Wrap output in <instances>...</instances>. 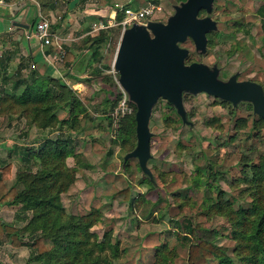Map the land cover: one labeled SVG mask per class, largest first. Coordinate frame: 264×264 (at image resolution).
Returning a JSON list of instances; mask_svg holds the SVG:
<instances>
[{
	"label": "rangeland",
	"instance_id": "1",
	"mask_svg": "<svg viewBox=\"0 0 264 264\" xmlns=\"http://www.w3.org/2000/svg\"><path fill=\"white\" fill-rule=\"evenodd\" d=\"M83 1L84 7L82 3L73 5L79 16L82 8L92 10L93 16L97 8L105 13L104 18L95 16L90 22L86 17L84 22L76 18L78 29L88 22L86 30L106 31L110 39L99 49L91 68L78 77L88 79L84 82L87 90L76 91L88 115L77 120V131L75 127L59 129V125L53 129V140L71 139L76 143L75 152L82 155L79 160H67L78 174L76 183L62 195L66 211L74 216L101 211L102 219L92 231L102 239L110 233L113 243L119 244L122 253L114 264H188L189 247L177 237L179 232L186 233L177 225L187 221L198 228L200 238L223 247L238 264V243L227 214L230 207L239 211L255 201L254 169L264 162V116L252 101L233 103L181 89L184 116L162 97L153 108L146 168L138 158L126 160L131 145L124 148L119 129L136 110L115 68L125 31L110 16L129 0ZM183 3L166 0L163 12L148 24H168ZM262 8L264 0H215L208 11L216 23L215 45L199 50L191 38L180 43L179 48L189 52L187 64L198 62L217 71L222 82L236 77L264 87ZM93 22L104 28L93 30ZM63 52L53 48V69L66 84L65 78L71 74L62 61ZM67 117L64 110L59 111V119ZM6 119L15 120L14 116ZM20 119L26 129L37 128ZM62 130L63 135L58 133ZM126 189L130 199L122 193ZM29 255L28 250L21 255L5 249L0 251V264H35L29 262Z\"/></svg>",
	"mask_w": 264,
	"mask_h": 264
},
{
	"label": "trees",
	"instance_id": "2",
	"mask_svg": "<svg viewBox=\"0 0 264 264\" xmlns=\"http://www.w3.org/2000/svg\"><path fill=\"white\" fill-rule=\"evenodd\" d=\"M188 2L189 0H184L182 5ZM214 2L199 14L200 19L209 20L213 26L206 35L203 49L215 45L216 23L211 21L208 13ZM129 6L128 3L125 7ZM114 11L117 13L116 20L121 22L124 19V12L120 9ZM260 12L264 30V8ZM205 14L207 15L204 16ZM109 39V33L106 31H100L94 38H90L89 45H92L90 54L81 61V66L84 68L80 67L77 71L83 74L89 70L92 61L98 57L99 49ZM43 61L42 68L36 70L37 78L22 81L23 92L19 94L16 85L12 92H5L0 97V116L24 118L28 126H36L39 130L54 129L56 125H59V129L70 130L75 127L76 130L77 120L87 116L88 109L76 91L66 85L56 72L53 75L46 72L48 64ZM74 63V55L70 52L66 53L67 68L72 67ZM192 63L195 62L190 64ZM76 80L88 81L78 77ZM109 92L112 96L113 91L109 90ZM129 96L136 112L134 116L127 117L119 129L124 148L131 145L126 160L133 159L129 156L139 147L136 120L138 106L130 94ZM120 99L121 95L115 101L118 102ZM60 110H64L68 117L59 119ZM76 149V143L66 137L47 140L37 150L30 151L27 158L32 160V164L17 172L15 184L10 188L7 181L11 178L12 166L7 165L0 169V207L7 203L21 205L23 219L26 222L25 226L16 227L0 219V243H9L15 248L30 247L32 255L29 262L31 263L114 264V260L121 257L119 244L113 243L110 233L102 239L92 231L102 219L100 210L93 209L87 215L74 216L66 211L62 202V195L67 193L77 181L78 170L67 164L68 158L79 160L82 157L75 152ZM254 171L255 201L246 209L240 208L239 211H233L230 207V212L227 214L234 229V240L238 243L239 255L236 258L238 264H264V162H261ZM122 193L127 195L126 199H130L129 189ZM216 206L220 205L216 204ZM177 228L186 231L185 235L179 232L177 237L189 247L188 264H213V262L237 264L223 247L207 238H200L198 228L190 221L178 224Z\"/></svg>",
	"mask_w": 264,
	"mask_h": 264
},
{
	"label": "water",
	"instance_id": "3",
	"mask_svg": "<svg viewBox=\"0 0 264 264\" xmlns=\"http://www.w3.org/2000/svg\"><path fill=\"white\" fill-rule=\"evenodd\" d=\"M213 1L189 0L177 8L168 24L134 25L124 33L115 68L121 76V86L138 106L139 147L129 158H138L144 169L151 151L150 119L161 97L175 103L183 116L181 89L204 92L233 103L252 101L264 116V89L260 84L241 82L236 77L222 82L217 71L198 62L188 65L189 52L179 48L188 38L195 41L198 49L204 48L206 35L213 26L209 20L200 19L199 14Z\"/></svg>",
	"mask_w": 264,
	"mask_h": 264
},
{
	"label": "crops",
	"instance_id": "4",
	"mask_svg": "<svg viewBox=\"0 0 264 264\" xmlns=\"http://www.w3.org/2000/svg\"><path fill=\"white\" fill-rule=\"evenodd\" d=\"M84 2L83 0H0V97L5 92H12L16 85H18L19 93L23 88L21 85L23 80L37 78L36 70L42 68L43 60L48 64V68L44 64L46 72L52 75L55 72L53 68H55L56 56L53 55L52 50L53 48L57 50V48L49 47L46 55H50V58L46 59L35 35L36 24L43 19L48 20L55 28L53 33L64 52H70L75 57L73 68H68L71 76L65 78L66 84L80 93L87 90V84L79 82L73 77L83 76L77 70L82 67L83 58L90 54L92 46L88 45L90 38L97 35L94 31L86 30L89 26L88 22L95 16L102 18L105 11L97 8L94 11L98 13L93 16L91 15L92 10L83 11L82 8L81 16H79L73 5L82 3V7H84ZM129 3L138 4L140 2L129 0ZM114 14L115 12L112 13V15ZM78 17L82 19L81 22H84L83 17L88 20L80 25V29L76 23ZM27 72H30L29 75H26ZM14 118V121H10L0 116V169L7 165L12 166L11 178L7 181L9 188L15 184L17 172L32 164V160L27 158L30 151L37 150L47 140H53V134H56L53 129L44 131L31 128L28 130L24 126L23 119L17 116ZM58 133L63 135L66 132L62 130ZM0 219L16 227H23L26 224L21 205L9 203L3 205L0 207ZM5 249L21 255L28 250L32 255V250L28 246L15 248L9 243H0V251Z\"/></svg>",
	"mask_w": 264,
	"mask_h": 264
},
{
	"label": "built area",
	"instance_id": "5",
	"mask_svg": "<svg viewBox=\"0 0 264 264\" xmlns=\"http://www.w3.org/2000/svg\"><path fill=\"white\" fill-rule=\"evenodd\" d=\"M166 0H140L138 4L129 3V7H119L124 12V19L119 23L126 32L131 29L134 25L148 26V21L158 17L163 12V3ZM111 16L112 21H116L117 13ZM103 24H95L94 30L99 31L103 29ZM35 35L40 43L41 50L46 59L50 58V55H46V51L49 47H56L57 50H61L62 47L57 43L52 25L48 20H41L36 24ZM66 53L63 52L62 61L65 60Z\"/></svg>",
	"mask_w": 264,
	"mask_h": 264
}]
</instances>
